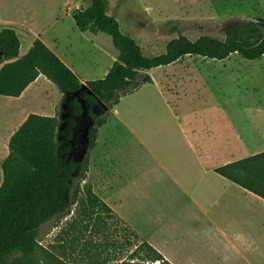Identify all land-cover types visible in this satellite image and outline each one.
Listing matches in <instances>:
<instances>
[{
  "label": "rangeland",
  "instance_id": "374dc122",
  "mask_svg": "<svg viewBox=\"0 0 264 264\" xmlns=\"http://www.w3.org/2000/svg\"><path fill=\"white\" fill-rule=\"evenodd\" d=\"M90 2L0 0V30L14 27L22 39V52L33 38L40 37L83 78H101L115 62L118 49L109 33L82 31L77 27L73 13ZM109 12L118 18L124 32L141 43L146 54H157L165 51L168 41L178 35L175 27L191 38L203 33L224 37L225 28L236 20L264 16V0H109ZM2 57L0 50V59ZM192 68L194 71L205 69L206 73L201 76L208 81L203 78L197 85L188 83L180 87L179 90H185L180 94L165 89L174 91L176 81L181 83L184 71ZM151 74L155 84L145 83L136 91L123 95L116 106L117 114L136 132L128 131L126 125L120 128L115 158L122 168L136 162L138 152L146 148L145 145L159 148L161 127L158 122L170 112L189 114V107L198 101L207 100L213 104L217 100L264 98V55L249 59L233 52L218 60L186 55L170 64L154 67ZM159 83L167 97L162 95ZM59 96V86L44 75L36 79L23 96L0 94V184L2 161L9 151L6 140L31 112L45 114L52 110L54 100L55 104L60 101ZM113 110L104 109L100 114L110 116ZM64 113L62 110V115ZM78 140L82 145L76 148L77 155L84 156L87 137L83 134ZM147 159L155 161L151 155ZM152 177H158L157 172ZM92 209L84 211L74 204L66 217L45 222L40 228L36 251L20 256L18 264H91V255L94 260H102L108 253L113 255L114 247L107 242L119 238L126 223L105 210ZM94 223L99 225L95 231ZM201 248L194 256L183 255L191 253V248H184V253L179 251L181 256H177L184 264L213 261L206 257L205 248L198 253Z\"/></svg>",
  "mask_w": 264,
  "mask_h": 264
},
{
  "label": "trees",
  "instance_id": "16d2710c",
  "mask_svg": "<svg viewBox=\"0 0 264 264\" xmlns=\"http://www.w3.org/2000/svg\"><path fill=\"white\" fill-rule=\"evenodd\" d=\"M73 16L80 30L105 31L112 36L119 53L104 77L84 81L40 37L21 54L17 30L9 26L0 30V94L20 96L41 74L63 92L55 115L31 112L9 139L0 184V264H18L20 256L32 255L39 246L41 226L52 218L66 217L74 204L84 211L105 210L125 222L95 192L87 175L91 151L109 116L100 114L101 110L110 111L123 95L152 82L150 70L186 55L216 60L233 52L249 59L264 55V16L236 20L225 28L224 37L203 33L191 38L175 27L178 35L157 54H146L141 43L124 32L118 18L109 12V0H91ZM78 96L84 98L93 121L88 131ZM62 110L67 114L62 115ZM83 134L87 151L77 159L70 153L79 147V143L73 147V141ZM217 171L264 196V151L217 167ZM93 227L97 230L98 223ZM107 244L113 245L115 253L102 260L91 255V264H174L128 224L119 238Z\"/></svg>",
  "mask_w": 264,
  "mask_h": 264
},
{
  "label": "crops",
  "instance_id": "0c3cea01",
  "mask_svg": "<svg viewBox=\"0 0 264 264\" xmlns=\"http://www.w3.org/2000/svg\"><path fill=\"white\" fill-rule=\"evenodd\" d=\"M204 70L186 69L174 91L165 89L180 94L185 91L180 87L197 85ZM79 76L84 81L94 79ZM62 95L60 90V101ZM58 101L45 114L55 115ZM116 106L100 127L91 151L87 180L95 192L174 264H184L177 256L179 251L183 254L184 248L192 249L183 254L191 257L200 247L198 253L205 248L206 257L213 259L208 264H264V196L217 171V167L264 151V98L213 104L198 101L189 107V114L170 112L158 122L159 148L145 145L128 168L120 167L115 158L120 128L129 126ZM149 155L155 161H147ZM155 172L158 177H152Z\"/></svg>",
  "mask_w": 264,
  "mask_h": 264
},
{
  "label": "water",
  "instance_id": "95a60500",
  "mask_svg": "<svg viewBox=\"0 0 264 264\" xmlns=\"http://www.w3.org/2000/svg\"><path fill=\"white\" fill-rule=\"evenodd\" d=\"M78 98L82 101L83 105H84V117L86 119V121H88V126H87V131L89 130L91 124H92V119L90 118V116L88 115V108L85 105V100L83 97L78 96Z\"/></svg>",
  "mask_w": 264,
  "mask_h": 264
},
{
  "label": "flooded vegetation",
  "instance_id": "af4514ba",
  "mask_svg": "<svg viewBox=\"0 0 264 264\" xmlns=\"http://www.w3.org/2000/svg\"><path fill=\"white\" fill-rule=\"evenodd\" d=\"M64 114L66 115L67 113H64ZM78 143H79V140L78 141H73V147H75V145L78 144ZM79 144H80V146L82 145L81 142ZM77 152H78V149L73 148V150L71 151L70 155L71 156H75L77 159H82L83 158V154L77 155Z\"/></svg>",
  "mask_w": 264,
  "mask_h": 264
}]
</instances>
